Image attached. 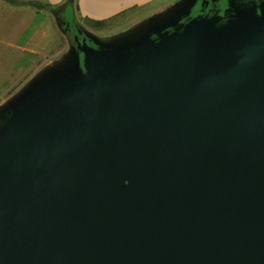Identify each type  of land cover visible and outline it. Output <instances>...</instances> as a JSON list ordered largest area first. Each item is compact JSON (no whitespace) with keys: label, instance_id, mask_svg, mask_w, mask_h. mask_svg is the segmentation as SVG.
<instances>
[{"label":"water","instance_id":"95a60500","mask_svg":"<svg viewBox=\"0 0 264 264\" xmlns=\"http://www.w3.org/2000/svg\"><path fill=\"white\" fill-rule=\"evenodd\" d=\"M197 1L82 28L0 105V264H264V3Z\"/></svg>","mask_w":264,"mask_h":264},{"label":"crops","instance_id":"0c3cea01","mask_svg":"<svg viewBox=\"0 0 264 264\" xmlns=\"http://www.w3.org/2000/svg\"><path fill=\"white\" fill-rule=\"evenodd\" d=\"M17 1L25 5H12L0 0V6L5 11L0 19V105L24 85L28 76L50 63L62 50L60 45L55 46L60 33L55 15L32 3L50 7L65 6V9L73 5L78 13L76 22L83 26L81 22L87 21H126L133 18L136 10L146 8H150L154 14L171 6L169 4L174 0Z\"/></svg>","mask_w":264,"mask_h":264},{"label":"rangeland","instance_id":"374dc122","mask_svg":"<svg viewBox=\"0 0 264 264\" xmlns=\"http://www.w3.org/2000/svg\"><path fill=\"white\" fill-rule=\"evenodd\" d=\"M181 0H174L173 2H171L169 5L173 6L174 4L180 2ZM169 6V7H171ZM168 7V8H169ZM167 9V8H166ZM164 9V10H166ZM162 10V11H164ZM151 9L150 8H146L143 10H136L134 12V16L133 18H130L129 20L123 21V20H118V21H112L113 25L106 29V30H91L90 28H88L86 26V23L81 22L83 24L82 28L88 31H92L94 33L99 34L100 36H113V35H117L119 33L128 31L130 29H132L134 26L139 25L140 23H142L143 21H145L146 19H148L149 17L160 13L162 11L159 12H155L154 14H152L153 12H150ZM5 15V11L2 10L1 6H0V19L3 18V16ZM54 15V14H53ZM77 9L73 6V5H69L67 6V8L65 9V12L63 14L64 19L66 21V23L70 24L71 27L69 25L66 26L65 30H69L70 28L73 29L74 25H75V21L77 18ZM125 18V17H124ZM16 21V19H14ZM11 22H13V19H11ZM58 23V22H57ZM115 23V24H114ZM59 25V23H58ZM59 29H60V33L58 35L57 38V42L55 43V46H59L62 49L60 53H58L53 59L52 61H56V60H61L62 58H64L68 52V48H69V43L71 41V38L68 37V33L70 32H66L65 30L61 29V26L59 25ZM74 33V30H73ZM47 65L45 64L44 66H42L41 68H39L38 70H35L26 80H24V85L21 87V89L32 79L34 78L38 73H40ZM20 90V89H19ZM19 90H17L16 92H18Z\"/></svg>","mask_w":264,"mask_h":264},{"label":"flooded vegetation","instance_id":"af4514ba","mask_svg":"<svg viewBox=\"0 0 264 264\" xmlns=\"http://www.w3.org/2000/svg\"><path fill=\"white\" fill-rule=\"evenodd\" d=\"M262 3H264V0H198L196 5L193 7L190 16L184 18L182 20V23H188L196 17H207L209 19L218 18V24L222 25L225 24L227 20L234 15L235 8L246 6H255L258 8V6H260ZM68 25L71 27L70 24ZM68 31L70 32L71 38L73 40L74 37L78 35L79 31L83 32L82 35L78 37L79 40L82 42L83 39H85L84 30L82 29V26L76 28L74 27L73 29L70 28ZM86 40L89 45L94 46L92 43H90L88 39Z\"/></svg>","mask_w":264,"mask_h":264},{"label":"trees","instance_id":"16d2710c","mask_svg":"<svg viewBox=\"0 0 264 264\" xmlns=\"http://www.w3.org/2000/svg\"><path fill=\"white\" fill-rule=\"evenodd\" d=\"M8 3L12 4V5H25V3L19 2L17 0H6ZM74 2L72 1V4ZM33 5H35L38 8L41 9H48L51 13H53L57 19V22L59 23V25L61 26V29L64 30L66 28V26L68 25V23H66L65 19H64V9L65 6H61V7H50L47 5H43L40 3H32ZM113 20H109V21H102V22H96V21H87L86 26L88 28H90L91 30H106L108 28H110L113 24L112 22ZM66 23V24H64ZM80 25L78 24V22L75 21V25L74 27H79ZM66 32L68 33L69 31L66 30ZM68 37L71 38L70 33L67 34ZM72 39V38H71ZM29 77V76H28Z\"/></svg>","mask_w":264,"mask_h":264}]
</instances>
